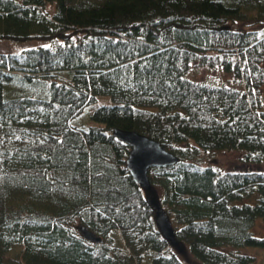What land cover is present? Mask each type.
I'll list each match as a JSON object with an SVG mask.
<instances>
[{"label": "trees", "instance_id": "16d2710c", "mask_svg": "<svg viewBox=\"0 0 264 264\" xmlns=\"http://www.w3.org/2000/svg\"><path fill=\"white\" fill-rule=\"evenodd\" d=\"M262 27L264 0H0V39L50 42L0 53V264H143L147 254L186 264L114 128L178 157L148 175L199 264H255L243 249H264L252 233L264 223V171L202 165L200 153L264 164ZM193 66L239 86L190 78ZM102 96L112 104L76 122Z\"/></svg>", "mask_w": 264, "mask_h": 264}, {"label": "rangeland", "instance_id": "374dc122", "mask_svg": "<svg viewBox=\"0 0 264 264\" xmlns=\"http://www.w3.org/2000/svg\"><path fill=\"white\" fill-rule=\"evenodd\" d=\"M48 10L52 11V7L48 6ZM264 27H262L263 29ZM50 45V42H44V41H26V42H15L10 41L6 39H0V53H13V52H19L21 50H24L26 48L30 47H38V46H48ZM188 76L190 78H193L195 80L199 81H206L210 83H221L226 84L230 86H236L238 87V83L234 80V78L228 74L223 72L220 69H208L201 66H193L191 70L188 73ZM216 84V83H214ZM264 95V92H263ZM112 104L111 100L106 97L102 96L99 97V100L97 103L89 106L84 114L76 120V122H84V123H90V114L99 106L101 105H107ZM201 157V164L202 165H208L211 164L213 166L219 167L222 170H244V169H258L264 171V164L255 165V166H247L245 165L244 161L242 160V152L236 151V150H209V151H203L201 150L200 153ZM157 193V192H156ZM147 195V194H146ZM158 195V194H157ZM78 224L75 225L76 229L78 228ZM78 230V229H77ZM115 232V240L113 245L115 247H120L123 245V242L121 240V237L118 233ZM252 233L257 237H264V223L257 218L254 221L253 227H252ZM182 252H179L175 249L177 252V255L186 263H198L189 253L187 247L181 243ZM244 252L255 255L257 257L255 264H262L264 260V249L258 248V247H245L243 249ZM143 264H152L151 263V257L149 254H147L144 257Z\"/></svg>", "mask_w": 264, "mask_h": 264}, {"label": "water", "instance_id": "95a60500", "mask_svg": "<svg viewBox=\"0 0 264 264\" xmlns=\"http://www.w3.org/2000/svg\"><path fill=\"white\" fill-rule=\"evenodd\" d=\"M113 135L129 146L128 156L125 160L126 168L134 183L147 194L148 203L155 212L154 218L159 231L172 247L182 252L181 242L175 236L171 220L159 203L157 193L148 175L149 170L153 167L175 164L178 157L164 148L157 140L135 130L114 128ZM78 231L88 241L102 242L100 237H97L85 226H79Z\"/></svg>", "mask_w": 264, "mask_h": 264}]
</instances>
